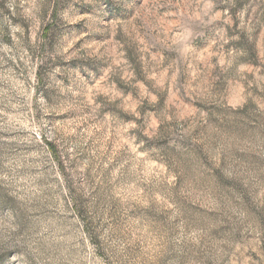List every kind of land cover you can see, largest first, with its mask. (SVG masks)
Listing matches in <instances>:
<instances>
[{"label": "rangeland", "instance_id": "1", "mask_svg": "<svg viewBox=\"0 0 264 264\" xmlns=\"http://www.w3.org/2000/svg\"><path fill=\"white\" fill-rule=\"evenodd\" d=\"M0 264H264V0H0Z\"/></svg>", "mask_w": 264, "mask_h": 264}]
</instances>
